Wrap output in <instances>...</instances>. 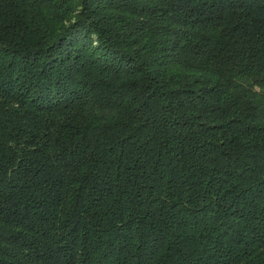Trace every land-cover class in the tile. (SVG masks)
<instances>
[{
    "label": "trees",
    "instance_id": "obj_1",
    "mask_svg": "<svg viewBox=\"0 0 264 264\" xmlns=\"http://www.w3.org/2000/svg\"><path fill=\"white\" fill-rule=\"evenodd\" d=\"M0 264H264V0H0Z\"/></svg>",
    "mask_w": 264,
    "mask_h": 264
}]
</instances>
